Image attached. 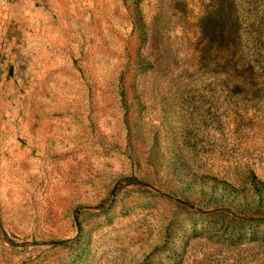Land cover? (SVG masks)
Returning <instances> with one entry per match:
<instances>
[{
  "label": "rangeland",
  "instance_id": "rangeland-1",
  "mask_svg": "<svg viewBox=\"0 0 264 264\" xmlns=\"http://www.w3.org/2000/svg\"><path fill=\"white\" fill-rule=\"evenodd\" d=\"M0 264H264V0H0Z\"/></svg>",
  "mask_w": 264,
  "mask_h": 264
},
{
  "label": "trees",
  "instance_id": "trees-1",
  "mask_svg": "<svg viewBox=\"0 0 264 264\" xmlns=\"http://www.w3.org/2000/svg\"><path fill=\"white\" fill-rule=\"evenodd\" d=\"M257 187V186H256ZM256 189H258L259 190V188H256Z\"/></svg>",
  "mask_w": 264,
  "mask_h": 264
}]
</instances>
